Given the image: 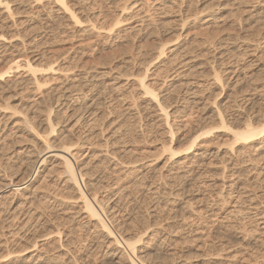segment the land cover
<instances>
[{"label": "rangeland", "instance_id": "obj_1", "mask_svg": "<svg viewBox=\"0 0 264 264\" xmlns=\"http://www.w3.org/2000/svg\"><path fill=\"white\" fill-rule=\"evenodd\" d=\"M32 1L18 0L19 5L13 7L16 26L0 22L3 31L0 36H4L0 37V71L7 68L17 53L43 69H47L45 63L55 60L58 71L44 75L46 79L58 77L57 86L67 88V96L97 85L88 100L96 118L95 127L87 133L90 139L80 142L83 147L77 149L79 159L92 161L96 157L94 151L99 148L116 150L115 159L135 162V168L149 172L142 179L137 173L125 177V169L112 172L106 165L103 167L102 173L111 178L110 182L115 184L120 179L118 184L130 194L121 202L122 211L129 206L121 217L130 214L140 227L141 216L146 218L148 221H143V225L150 223V230L144 241L154 230L164 234L163 239H167L161 244L165 252L161 258L172 257L177 264H264V144L260 151L256 152V148L246 151L240 158L229 146L231 130L216 121L217 110L232 111L244 98L253 97L256 102L264 93V15L252 16L256 12H251L262 10L264 0H178L173 4L166 0H140L144 7L139 17L143 21L141 27L129 29L137 23L124 26L126 36H113L107 45L97 28L112 26L119 16L138 14V9L132 7L133 0H67L82 25L93 26L87 33L79 32L81 28L73 26L70 15L62 12L54 13L51 19L37 16L34 14L37 6L33 7ZM125 7L133 9L123 15ZM211 15L218 21L207 27L203 22ZM198 18L202 21L194 23ZM229 39H236L239 44L224 45ZM173 44L178 45L170 47ZM163 46L167 56L159 57ZM177 47L178 53L169 52ZM201 69L197 78L206 86L200 95V105L187 106L174 95L163 98L175 131L172 138L164 120L157 117L159 113L154 116L150 113L154 104L145 99L138 78L147 74L146 82L158 88L164 81L171 84L174 76L168 80L167 77L177 70L181 73L175 79L179 83ZM214 69L236 72L225 75L216 84ZM22 74L27 75L22 71L17 80ZM77 74L85 77L78 79ZM47 82V88L56 86L51 78V83ZM9 85H3L8 89L3 91L8 92V97L14 92ZM96 93H101L100 97ZM43 97L35 99L40 101ZM17 98H13L14 104L19 103ZM255 104V113L246 121L261 129L264 102L258 100ZM257 112L261 116L256 117ZM200 122L214 127L212 134L191 152L184 151L190 145L188 126ZM56 136L55 133L52 138ZM56 146L60 149V143ZM170 147L180 152L173 154L167 149ZM148 163L153 166L145 167ZM190 174H196L194 180ZM66 178L67 175H50L45 183L48 189L39 195L46 217L53 220L50 225L62 228L61 244L56 239L50 241L46 246L47 262L43 264H76V259L81 258L88 262L81 253L84 229L66 222L73 210L80 207L74 199L73 183L66 184ZM5 193L9 195L10 189Z\"/></svg>", "mask_w": 264, "mask_h": 264}, {"label": "bare ground", "instance_id": "obj_2", "mask_svg": "<svg viewBox=\"0 0 264 264\" xmlns=\"http://www.w3.org/2000/svg\"><path fill=\"white\" fill-rule=\"evenodd\" d=\"M17 1L0 0V22H5L7 25L11 24L8 27L16 26L13 20V7L19 5ZM166 1L173 4L178 0ZM32 4L33 7L37 6L34 14L42 16L44 19H51L54 13L62 12L70 15L74 22L73 26L81 28L79 32L87 33L93 29V26L82 25L78 14L67 0H33ZM132 4V7L135 6L138 9V14H132L128 18L119 16L120 18L112 26L97 28L101 31L103 42L106 45L114 39L113 36L119 37L122 34L123 36L125 33L127 34L126 29H123L124 26L137 23V26L129 29L135 30L141 27L143 21H140L139 17L144 13L143 4L140 3V0H133ZM132 7H125L121 14H127L129 9H133ZM260 8L262 10L259 9V12L252 10L251 12H256L252 16L264 15V5ZM200 21L202 19L198 18L194 23ZM217 21L218 18L211 15L203 23L210 27ZM0 31L3 32L2 29ZM0 37L4 36L1 35ZM224 43L230 47H236L239 44L236 39H229ZM176 45L178 44H173L170 47ZM165 47L161 48L159 57L167 56ZM177 49L178 47L169 52L178 53ZM34 58L40 59L39 55H34ZM45 64H47V66L45 65L47 69L35 67L31 59L17 56L16 53L13 60L8 63L7 68L4 67L6 69L0 71V90L5 88L3 85L8 86L10 84L14 87V89L11 87L14 92L9 97L7 96L8 92L4 93L8 89L5 88V90H1L4 91L3 93L0 92V195H2L0 197V264H43L47 262L45 257L47 253L49 254V249L46 246L50 244V241L56 239L58 244H61L62 228L60 225H50L53 220L46 217L39 198L42 191L48 189L49 186L45 183L47 178L53 174L67 175L66 184L71 185L70 182L73 183L71 186L75 193L74 199L76 204L80 203V207L76 211L73 210L66 218L67 223H76L75 225H80L84 229V233L81 235V239L84 241V250L81 253L85 259H88V262L84 263L87 260L79 256L81 259H76V264H82V262L84 264H177L175 259L173 260L172 257L170 259L167 252L170 260L165 257V260L161 258L165 255L164 249L161 247V244H165L164 241L167 239H163L162 235L164 234L161 235V232L158 234V231L152 230L154 233L151 232L149 239L144 241L148 230H150V223L147 222L143 225V221H148L145 220L146 218L141 216L140 227L131 219L130 214L124 219L121 217L129 207L126 208L123 205L125 212L122 211L121 202L129 198L130 194H126V189L118 184L120 179L112 184L111 178L102 173L105 165L112 172L125 169V177L137 173V176L141 175L140 178L146 179L149 172L144 170L145 168L143 171L135 168V162L126 163L120 159H115L116 150L109 152L99 148V150L94 151L96 157L91 158L92 161L86 163L80 160V151L77 150L83 147L80 142L86 141L87 138L90 139L87 133L95 127L96 118L93 117L94 113L89 108L90 105L88 107V100L93 95L97 85H89L86 92L79 91L80 93L75 94L70 92L71 95L67 96L65 94L68 93L65 92L67 88L58 87L59 78L52 76L50 78L56 86L49 88L50 85L48 84L47 88V81L50 82V78L46 79L44 74H53L58 69L55 60ZM202 70L189 74L190 79L182 80L179 83L175 80L181 76L177 70L173 75L167 77L168 80L174 76L171 78L173 81L171 84L164 81L158 88L146 82L147 74L138 78L137 83L147 96L145 99L154 104V108H150L152 109L150 113L153 112V116L157 112L159 113L157 117L160 116L164 120L172 138L175 131L169 122V106L163 98L174 95L182 99L187 106L200 105V95L206 86L197 78V74L202 73ZM22 71L27 75L23 76L22 74V78L17 80L16 76L20 75ZM235 72L228 71V69H214L213 80L216 84H220L225 75H234ZM182 76L185 77V75ZM11 77H16V80L11 79ZM75 77L80 79L85 76L77 74ZM261 91L263 92V90ZM96 94L98 95V93ZM99 94L101 95V93ZM39 95L41 97L45 95V97L40 101L36 100L35 98ZM100 95L98 96L100 97ZM16 96H18L17 101L19 103L14 104L13 101H15ZM252 98L246 97L241 102L236 103L232 111H216L218 114L216 121L219 125L231 130L233 135H231L232 139L229 146L234 150V155L240 156V158L246 151L255 148L256 152L260 151L264 144V128H255L250 124L248 125L246 121V118H249L254 110L256 111L255 103L258 100L264 102V93H261L256 102ZM84 112L89 115L85 117ZM258 114L261 116L260 112H257L255 116L257 117ZM202 123L188 126L189 134L187 135H189L190 145L184 151L195 148L199 144L202 145L208 139L206 136L212 134L214 127L209 128ZM55 133L56 138H52ZM60 138L65 139V141L60 140ZM57 142L60 143V149H56ZM257 144H260L258 148ZM167 149L173 154L180 152L173 151L171 147ZM187 158L186 156L185 159ZM55 163L58 164L53 166ZM152 166V163H148L145 167ZM190 176L194 180L196 174H190ZM37 183H39L38 186H35ZM4 189H10L11 193L6 194ZM49 228H53V230H47ZM137 244L142 247L138 248ZM97 256L99 257L96 258ZM156 259L157 261H155Z\"/></svg>", "mask_w": 264, "mask_h": 264}]
</instances>
